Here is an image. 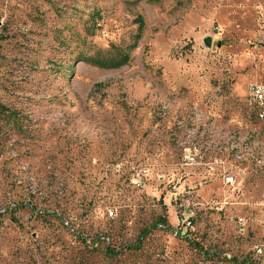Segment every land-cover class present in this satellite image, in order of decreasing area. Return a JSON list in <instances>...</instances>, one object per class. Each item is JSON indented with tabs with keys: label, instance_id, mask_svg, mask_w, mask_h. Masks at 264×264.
Segmentation results:
<instances>
[{
	"label": "rangeland",
	"instance_id": "1",
	"mask_svg": "<svg viewBox=\"0 0 264 264\" xmlns=\"http://www.w3.org/2000/svg\"><path fill=\"white\" fill-rule=\"evenodd\" d=\"M263 24L264 0H0V264H264Z\"/></svg>",
	"mask_w": 264,
	"mask_h": 264
},
{
	"label": "built area",
	"instance_id": "2",
	"mask_svg": "<svg viewBox=\"0 0 264 264\" xmlns=\"http://www.w3.org/2000/svg\"><path fill=\"white\" fill-rule=\"evenodd\" d=\"M261 30H262V37H263V44H264V24L261 26ZM249 95H248V101L250 104V115H251V119L252 116H260L261 117V124L264 125V83H259V84H255L252 85L249 89ZM187 159H190L189 156H187ZM116 166H120V165H116ZM116 169V167H115ZM117 171V170H116ZM136 181V180H134ZM133 181V182H134ZM110 215H113V211H110ZM191 222H189L190 224ZM64 225H66L67 227H71L70 222L68 220L64 221ZM240 228L243 229L244 227V223L243 220L240 219ZM105 242H109V238L105 235H98L96 236V238L93 240V242H89V244H91L90 246L92 248H97L100 246V244H103ZM261 252V251H259Z\"/></svg>",
	"mask_w": 264,
	"mask_h": 264
},
{
	"label": "trees",
	"instance_id": "3",
	"mask_svg": "<svg viewBox=\"0 0 264 264\" xmlns=\"http://www.w3.org/2000/svg\"><path fill=\"white\" fill-rule=\"evenodd\" d=\"M143 27H144V23L140 19L139 20V32L136 36L135 43L130 47L131 49L136 47L138 40L141 38ZM85 60H86V62L93 64L95 66L101 67V68H118V67L126 64L129 61V54H127L124 51L119 49L115 56H109V57L99 56L96 58L85 57Z\"/></svg>",
	"mask_w": 264,
	"mask_h": 264
},
{
	"label": "bare ground",
	"instance_id": "4",
	"mask_svg": "<svg viewBox=\"0 0 264 264\" xmlns=\"http://www.w3.org/2000/svg\"><path fill=\"white\" fill-rule=\"evenodd\" d=\"M257 119L261 120V117L260 116H256Z\"/></svg>",
	"mask_w": 264,
	"mask_h": 264
},
{
	"label": "water",
	"instance_id": "5",
	"mask_svg": "<svg viewBox=\"0 0 264 264\" xmlns=\"http://www.w3.org/2000/svg\"><path fill=\"white\" fill-rule=\"evenodd\" d=\"M206 44H207L208 46H210V41H208Z\"/></svg>",
	"mask_w": 264,
	"mask_h": 264
}]
</instances>
